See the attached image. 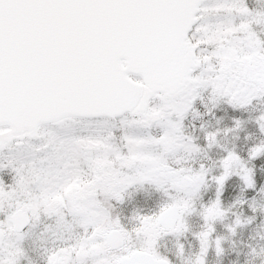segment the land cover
Masks as SVG:
<instances>
[{
	"label": "snow or ice",
	"instance_id": "snow-or-ice-1",
	"mask_svg": "<svg viewBox=\"0 0 264 264\" xmlns=\"http://www.w3.org/2000/svg\"><path fill=\"white\" fill-rule=\"evenodd\" d=\"M260 24L247 0H0V131L14 129L18 145L5 153L0 137V264H24L39 214L69 233L45 264H183L182 246L168 253L159 241L189 232L193 213L190 264H208L224 254L218 224L232 235L264 224V111L244 118L264 101ZM229 109L224 127L206 124ZM76 115L91 127L62 128L39 154L20 139ZM234 179L245 195L226 205ZM137 184L163 197L128 226L104 198L122 202Z\"/></svg>",
	"mask_w": 264,
	"mask_h": 264
},
{
	"label": "rangeland",
	"instance_id": "rangeland-1",
	"mask_svg": "<svg viewBox=\"0 0 264 264\" xmlns=\"http://www.w3.org/2000/svg\"><path fill=\"white\" fill-rule=\"evenodd\" d=\"M263 2L264 0H260V5H262L263 8V10L260 12H264ZM260 26L264 27L263 24L256 25V30L258 32H260L259 31V29L261 28ZM259 111L256 108V106L254 109L249 110V112L252 113H258ZM223 113L224 115L227 114V116L224 117L223 115L217 121H214V119H212L211 121H206V124L210 123L215 127H224L227 123H230L231 114H229L228 111H225ZM229 115L230 117L228 118ZM112 124L114 127H120L119 120L113 121ZM66 126H70L75 129H84L91 127L87 119L72 118L70 121L67 122L45 125L39 129L36 137H29L28 135H26V137L22 140V142L25 146H32V149L37 154H39L38 145H40L42 141L48 139V137L51 134L57 133L59 130H61ZM6 130L7 129L0 131V133ZM249 130L250 131L252 130L251 127L249 128ZM224 142L228 144L242 143V141H235L231 136L226 137ZM17 146H18L17 139H15L13 140L12 143L7 144V146L4 149V152L5 153L13 152L15 151ZM86 146L89 148H95L98 145L91 141H88L86 142ZM106 163L109 166L111 164L110 161H98V167L103 169ZM259 168L260 166L258 165L256 168L258 175H260ZM4 173L9 177V184H11L13 182L12 177H14L15 175V173L12 171V167L11 166L5 167ZM141 187H149L150 189L152 188L154 189V193L151 195V198H149L147 193H145L146 195L144 197H147L146 200L144 197H141L143 196L141 194L135 196L136 198H138V200H133V202L135 201L134 203H139V202L145 203L146 208L142 209V207H145L144 205L138 207L139 204L138 206L134 204L132 210H130L129 213H127L128 207L126 206L124 207L127 198L130 197L131 192ZM230 187H231L230 191L236 189V191L238 192L233 197H238V196L243 197L245 195L244 193L241 192L240 185L238 181H235V179ZM73 189H80V185L76 183L69 185L65 189V194L72 192ZM213 192H214V185H211L206 190L205 195H211ZM162 197H163V193L158 192L153 186L148 184H137L131 187L130 189H128L123 194L122 202H117L114 199H111L106 196L104 198V203L110 209L113 216L119 218L121 223L131 226L133 223V214L135 212L137 211L148 212L153 210L157 206L159 201L162 199ZM56 199L59 200L60 197H56ZM225 204L227 203L225 202ZM112 205L114 206V209H111L113 207ZM73 207L75 210H79L78 205L73 204ZM231 212L238 215H247L245 211H241L239 208H233ZM125 213L127 214L125 215ZM187 222L191 229L189 232L169 234L163 236L159 241L160 250L168 253H174L178 247L182 246L185 252V259L183 261V264H190L191 254L196 252L198 248L197 241L193 238L191 233L200 231V226H201V221L199 219V216L195 213H193L191 216L187 218ZM228 222H229L228 219H226L223 223L227 224ZM75 230L79 231V228H76ZM9 231L11 232L12 229L10 228ZM217 235L221 237L223 240L224 254L222 256H216L214 253L210 252L208 257V264H264V224L259 223V219L257 220V222H254L252 225L242 229L236 235L230 234L227 231V229L223 227V225L218 224ZM68 236L69 233L67 232L61 233L57 225V220L54 216L49 217L44 214L36 215L32 220V224L29 229V234L25 240V251L23 256L24 264H40V263L45 264V257L47 255V250L52 248L55 244H59L62 238L67 239ZM88 251L89 252L96 251V246L95 245L90 246ZM101 264H107V261H102Z\"/></svg>",
	"mask_w": 264,
	"mask_h": 264
},
{
	"label": "flooded vegetation",
	"instance_id": "flooded-vegetation-1",
	"mask_svg": "<svg viewBox=\"0 0 264 264\" xmlns=\"http://www.w3.org/2000/svg\"><path fill=\"white\" fill-rule=\"evenodd\" d=\"M263 26H264V24H263ZM261 27V26H260ZM259 31H260V33L262 34V35H264V27H261L260 29H259ZM198 43H199V41H197ZM256 108L258 109V111L260 110V111H264V101H261V102H259L257 105H256ZM228 111V113L229 114H231V110L229 109V110H227ZM257 113H252V112H249V113H247V114H245V119H247V118H249V116H252V115H256ZM224 115V113L223 112H219L218 114H217V116L215 117V118H213L214 119V121H217V120H219L220 119V117L221 116H223ZM225 116H227V114L226 115H224V117ZM230 117V115L228 116V118ZM259 170H260V175L261 176H264V166H260V168H259ZM230 189H231V187H229V189L226 191V193H225V196H226V199H225V202L227 203L226 205H228V203L229 204H231V201H232V199L233 198H235V197H233L236 193H238L237 191H236V189H233V190H231L230 191ZM145 193H147V195H148V197L149 198H151V195L154 193V189L152 188V189H150L149 187H141V188H137V189H135V191H133V192H131V194H130V197H128L127 198V200H126V203H125V205H124V207L126 206V207H128L127 208V213H129V211L130 210H132V208H133V205L135 204L136 206H138V204H139V206L138 207H140L141 205H144L145 207H142V209H145L146 208V205H145V203H141V202H139V203H134L133 202V200H138V198H136L135 196H138V194H141V195H143V196H141V197H144L146 194ZM145 198V200L147 199V197H144ZM132 200V201H131ZM142 200H143V198H142ZM262 204H264V201H262ZM111 205V204H110ZM113 206V205H112ZM112 206H110V207H112ZM148 207V206H147ZM137 208V207H136ZM151 208V207H150ZM111 209H114V206L111 208ZM232 210V209H231ZM135 211V210H134ZM127 213H125V215L127 214ZM130 222V221H129ZM41 264V263H40ZM56 264H60V260L59 259H57V261H56Z\"/></svg>",
	"mask_w": 264,
	"mask_h": 264
},
{
	"label": "water",
	"instance_id": "water-1",
	"mask_svg": "<svg viewBox=\"0 0 264 264\" xmlns=\"http://www.w3.org/2000/svg\"><path fill=\"white\" fill-rule=\"evenodd\" d=\"M73 118H82V119H85V118H83L80 115H76ZM47 119H54V117L53 116H49V117H47ZM45 125H49V124H45ZM40 128H32V129H30L29 131L25 132L20 139L23 140L26 137V135H28L29 137H36ZM0 137L5 138L8 141L7 144H10V143L13 142V140L16 139L15 138L16 137V132H15L14 129L9 128L6 131L1 132L0 133Z\"/></svg>",
	"mask_w": 264,
	"mask_h": 264
},
{
	"label": "trees",
	"instance_id": "trees-1",
	"mask_svg": "<svg viewBox=\"0 0 264 264\" xmlns=\"http://www.w3.org/2000/svg\"><path fill=\"white\" fill-rule=\"evenodd\" d=\"M247 3H248V6L255 11L260 12L263 10L262 5H260V0H247ZM263 5H264V2H263Z\"/></svg>",
	"mask_w": 264,
	"mask_h": 264
}]
</instances>
